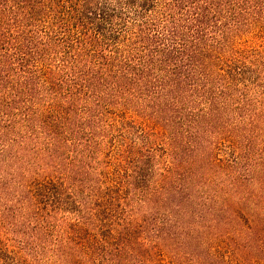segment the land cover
I'll return each instance as SVG.
<instances>
[{"label": "trees", "instance_id": "trees-1", "mask_svg": "<svg viewBox=\"0 0 264 264\" xmlns=\"http://www.w3.org/2000/svg\"><path fill=\"white\" fill-rule=\"evenodd\" d=\"M261 135L264 0H0V264H263Z\"/></svg>", "mask_w": 264, "mask_h": 264}, {"label": "rangeland", "instance_id": "rangeland-1", "mask_svg": "<svg viewBox=\"0 0 264 264\" xmlns=\"http://www.w3.org/2000/svg\"><path fill=\"white\" fill-rule=\"evenodd\" d=\"M245 145V144H244ZM246 150L250 156L248 163L254 167L251 169L252 176L259 178L261 183L264 179V135L258 136L252 146V150ZM5 167H0V247L7 245L17 252V182L10 180L3 174ZM3 174V175H2ZM249 177V174H247ZM13 255V253H12ZM17 258V257H16ZM264 264V263H263Z\"/></svg>", "mask_w": 264, "mask_h": 264}]
</instances>
